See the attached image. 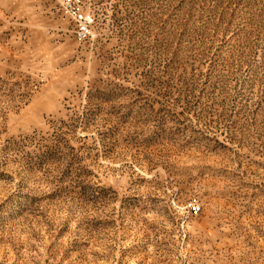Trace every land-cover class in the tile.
Returning a JSON list of instances; mask_svg holds the SVG:
<instances>
[{
    "label": "rangeland",
    "instance_id": "obj_1",
    "mask_svg": "<svg viewBox=\"0 0 264 264\" xmlns=\"http://www.w3.org/2000/svg\"><path fill=\"white\" fill-rule=\"evenodd\" d=\"M0 0V264H264V0Z\"/></svg>",
    "mask_w": 264,
    "mask_h": 264
},
{
    "label": "built area",
    "instance_id": "obj_2",
    "mask_svg": "<svg viewBox=\"0 0 264 264\" xmlns=\"http://www.w3.org/2000/svg\"><path fill=\"white\" fill-rule=\"evenodd\" d=\"M60 2L66 12H68L78 23L79 33L86 37L90 33V26L92 23V16L89 13L83 12L74 0H57Z\"/></svg>",
    "mask_w": 264,
    "mask_h": 264
}]
</instances>
